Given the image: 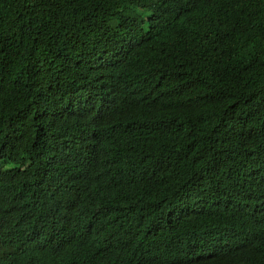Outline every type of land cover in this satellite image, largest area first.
<instances>
[{"label":"trees","instance_id":"trees-1","mask_svg":"<svg viewBox=\"0 0 264 264\" xmlns=\"http://www.w3.org/2000/svg\"><path fill=\"white\" fill-rule=\"evenodd\" d=\"M0 264H264V0H0Z\"/></svg>","mask_w":264,"mask_h":264}]
</instances>
